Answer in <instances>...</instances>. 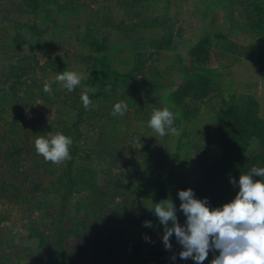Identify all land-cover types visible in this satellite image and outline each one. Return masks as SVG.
<instances>
[{
    "label": "rangeland",
    "instance_id": "obj_1",
    "mask_svg": "<svg viewBox=\"0 0 264 264\" xmlns=\"http://www.w3.org/2000/svg\"><path fill=\"white\" fill-rule=\"evenodd\" d=\"M255 9L264 11V0H39L35 8L0 0L5 264H54L53 257L102 264L100 232L145 228L154 203L171 198L177 206L179 190H194L199 159L221 149L215 136L224 110H252L264 120V28L254 26ZM204 38L211 62L199 69L188 52ZM65 70L83 75L73 92L52 80ZM200 76L212 79L210 97L175 104L172 93ZM85 88L96 89L88 109L80 100ZM117 102L128 105L123 116L111 114ZM165 106L176 114L179 136L159 137L148 126L152 109ZM57 131L73 141L71 159L58 165L34 146L36 135ZM259 151L250 139L246 157ZM59 229L68 237L55 256L50 243ZM125 230L126 248L107 245L111 264H195L179 258L175 235L165 249L158 219L140 252L139 235ZM213 258L210 251L203 264Z\"/></svg>",
    "mask_w": 264,
    "mask_h": 264
},
{
    "label": "clouds",
    "instance_id": "obj_2",
    "mask_svg": "<svg viewBox=\"0 0 264 264\" xmlns=\"http://www.w3.org/2000/svg\"><path fill=\"white\" fill-rule=\"evenodd\" d=\"M82 79V73L69 70L52 77L68 92L75 91ZM43 90L51 92L47 81ZM89 91L95 92L96 89L85 88L80 94L85 109L92 103ZM127 110L126 103L117 102L111 114L123 116ZM176 118L168 107H154L148 126L159 137L179 136L180 131L174 126ZM72 143L71 137L59 131L49 132L46 137L36 135L34 140L36 153L46 162L57 165L71 159L69 147ZM230 183L238 188L234 199L214 208L207 198L197 199L191 188L179 190V211L186 218L183 225L178 220V210L171 198L153 204L149 211L163 226L162 241L166 250H172L170 238L175 235L183 249L179 258L192 259L195 264H203L210 251L214 253L210 264H264V167L253 166L247 174L241 173L238 182L234 177L230 178ZM143 226L153 227L151 221H144ZM144 239L149 238L145 236ZM175 259L173 255L172 260Z\"/></svg>",
    "mask_w": 264,
    "mask_h": 264
},
{
    "label": "trees",
    "instance_id": "obj_3",
    "mask_svg": "<svg viewBox=\"0 0 264 264\" xmlns=\"http://www.w3.org/2000/svg\"><path fill=\"white\" fill-rule=\"evenodd\" d=\"M25 1L34 8L39 2V0ZM255 18L254 26L260 29L264 28V11L262 9H255ZM188 57L199 69H206L211 62L209 40L204 38L194 44L189 49ZM212 91V79L207 76H200L194 81H183L179 88L172 93V98L175 104L184 106L187 98L190 100L189 103L202 102L210 97ZM239 114L236 109L230 107L222 112L223 123L215 136L216 141L218 138L221 142V149L212 148V152L209 154L210 161L213 160L212 163L206 161L205 155L199 159L198 168L200 169V175L193 191L197 199L207 198L213 208L230 202L237 194L238 188L233 187L230 183V178L234 177L238 182L241 173L247 174L253 166L264 167V120H260L256 112L252 110H248L246 113H242L243 115L238 116ZM250 139H255L260 148L259 153L252 158L246 157L245 154ZM207 151H211V148L209 147ZM254 179L261 178L254 177ZM180 203L179 201L176 206L178 210L177 216L179 222L183 225V217L179 214ZM148 221H151L153 226L157 223L154 213L150 214ZM125 227L129 228L133 234L139 235L140 241L139 245H137L139 252L142 246L152 241L153 227L136 229L135 227L122 224L116 234L100 232L96 239V245L100 251L102 264H111L106 257L108 244L123 249L130 242ZM58 232L59 235L54 237L55 241L51 240L52 242L50 243V246L55 249V256H58L61 252V245L64 242L62 239L68 237V234L63 229H59ZM145 236L149 239L145 240ZM61 259L52 258L54 264H64ZM0 264H5L3 258H0Z\"/></svg>",
    "mask_w": 264,
    "mask_h": 264
}]
</instances>
